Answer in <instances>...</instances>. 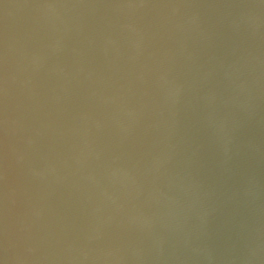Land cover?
Segmentation results:
<instances>
[{
    "label": "water",
    "instance_id": "95a60500",
    "mask_svg": "<svg viewBox=\"0 0 264 264\" xmlns=\"http://www.w3.org/2000/svg\"><path fill=\"white\" fill-rule=\"evenodd\" d=\"M0 264H264V0H0Z\"/></svg>",
    "mask_w": 264,
    "mask_h": 264
}]
</instances>
